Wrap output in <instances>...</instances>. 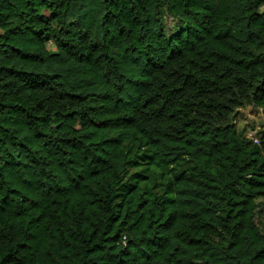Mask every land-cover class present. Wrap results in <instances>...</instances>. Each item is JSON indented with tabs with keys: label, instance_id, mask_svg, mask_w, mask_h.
<instances>
[{
	"label": "trees",
	"instance_id": "trees-1",
	"mask_svg": "<svg viewBox=\"0 0 264 264\" xmlns=\"http://www.w3.org/2000/svg\"><path fill=\"white\" fill-rule=\"evenodd\" d=\"M264 0H0V264H264Z\"/></svg>",
	"mask_w": 264,
	"mask_h": 264
},
{
	"label": "rangeland",
	"instance_id": "rangeland-1",
	"mask_svg": "<svg viewBox=\"0 0 264 264\" xmlns=\"http://www.w3.org/2000/svg\"><path fill=\"white\" fill-rule=\"evenodd\" d=\"M230 123L241 137L252 141L264 131V109L252 106L238 109L230 118Z\"/></svg>",
	"mask_w": 264,
	"mask_h": 264
},
{
	"label": "built area",
	"instance_id": "built-area-1",
	"mask_svg": "<svg viewBox=\"0 0 264 264\" xmlns=\"http://www.w3.org/2000/svg\"><path fill=\"white\" fill-rule=\"evenodd\" d=\"M252 142H253V143H258V139H257V138H254V139L252 140Z\"/></svg>",
	"mask_w": 264,
	"mask_h": 264
}]
</instances>
